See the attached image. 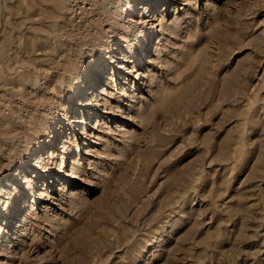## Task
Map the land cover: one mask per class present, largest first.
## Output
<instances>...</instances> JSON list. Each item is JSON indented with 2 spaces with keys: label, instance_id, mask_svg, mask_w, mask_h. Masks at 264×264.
<instances>
[{
  "label": "rangeland",
  "instance_id": "rangeland-1",
  "mask_svg": "<svg viewBox=\"0 0 264 264\" xmlns=\"http://www.w3.org/2000/svg\"><path fill=\"white\" fill-rule=\"evenodd\" d=\"M0 189V264H264V0H0Z\"/></svg>",
  "mask_w": 264,
  "mask_h": 264
},
{
  "label": "bare ground",
  "instance_id": "bare-ground-1",
  "mask_svg": "<svg viewBox=\"0 0 264 264\" xmlns=\"http://www.w3.org/2000/svg\"><path fill=\"white\" fill-rule=\"evenodd\" d=\"M144 5V4H143ZM148 5V4H147ZM145 6V5H144ZM145 7H147V6H145ZM148 11V10H147ZM82 39V38H81ZM139 40V39H138ZM92 41V40H91ZM140 41V40H139ZM131 48V47H130ZM138 49H139V53H138ZM137 50L136 49H134L133 51H132V55L135 57V55L136 54H142L143 53V44H140V46H139V48H138ZM137 57V56H136ZM139 59V58H138ZM89 82V81H88ZM158 88H159V86H158ZM156 90H157V87H156ZM155 90V91H156ZM158 91V90H157ZM80 120V119H79ZM16 175V178H14L15 179V181L14 182H17L16 180H17V178H19V177H17V175H19V172L17 173V174H15ZM9 178H11V175H10V177ZM19 181V180H18ZM9 184V183H8ZM7 184V185H8ZM9 187H12L11 185L9 186ZM29 189V188H28ZM1 190V189H0ZM4 191V190H3ZM23 209V211L26 209V207L25 206H23V207H21L20 206V204H19V207H17V211L14 213V215H10L9 216V218L10 217H14L15 215H19V214H16V213H20L21 214V210ZM11 213V212H10ZM16 217V216H15ZM8 217L4 220V226L6 225H8ZM0 230L1 231H3L4 229L3 228H0ZM4 235V234H3Z\"/></svg>",
  "mask_w": 264,
  "mask_h": 264
}]
</instances>
